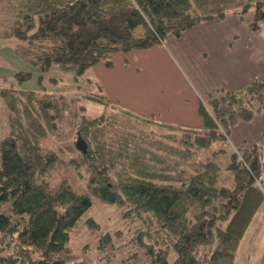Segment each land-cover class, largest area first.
I'll return each instance as SVG.
<instances>
[{"label": "trees", "instance_id": "trees-1", "mask_svg": "<svg viewBox=\"0 0 264 264\" xmlns=\"http://www.w3.org/2000/svg\"><path fill=\"white\" fill-rule=\"evenodd\" d=\"M253 8L257 29L264 0H0V36L15 37L41 69L56 64L78 77L100 61L113 65L115 52L161 45L206 20ZM10 87L0 89L11 110L0 141V264H234L264 199L256 185L264 145L234 151L227 166L200 154L264 110L263 78L211 98V109L201 98L203 129L166 124L105 94L89 97L106 106L105 114L89 116L75 94ZM69 103L80 113L78 136L88 142L87 152L76 148L68 161L87 167L84 192L68 179L51 181L49 171L63 158L42 143L60 134ZM93 196L119 204L128 225L141 220L122 260L110 251L121 230L101 234L97 262L87 256L89 246L76 252L69 245ZM86 222L102 228L93 216Z\"/></svg>", "mask_w": 264, "mask_h": 264}, {"label": "rangeland", "instance_id": "rangeland-1", "mask_svg": "<svg viewBox=\"0 0 264 264\" xmlns=\"http://www.w3.org/2000/svg\"><path fill=\"white\" fill-rule=\"evenodd\" d=\"M254 9L245 13H230L226 19L206 20L201 23V26L203 28H214L215 32L212 36L216 37L217 40L221 39L231 52L238 48L239 51L243 50L247 55L252 51L255 54L258 52L264 54V21L260 22L257 29L251 27L255 14ZM1 28L5 29L4 26H1ZM200 30L201 27L196 31L187 30L180 36L169 35L161 45L152 48L136 49L130 53L118 52L114 56L113 65L108 66L104 61H100L78 77L71 69H64L56 64L47 71L41 69L26 54V48L21 46L15 37L0 36V89L5 86V88L11 90L10 86L13 83L14 86L19 87L22 93L30 92L39 96H43L45 91L58 92L64 90L80 97L82 101L78 104V108L81 113H86L89 116L105 114L106 106L89 98H98L105 94L132 111L153 114L166 124L190 128L201 127L203 129V124L199 122L201 117L194 107V101L182 103L181 97L185 95L187 101H189L193 93H198L201 95L200 99L202 98L211 109L209 100L222 95V93L215 94L213 92L211 93L212 97H210L208 92L214 86L228 89L224 92L237 89L238 84L243 82L239 80L241 74H247L250 70L245 69L248 66H242L234 71L233 65L213 68L211 65H214L216 60L209 58V56L208 59H212V61L207 60L195 69L189 68L187 59L185 58L184 61L183 58L179 57L178 47L185 49V46L189 45L192 39L198 37ZM189 36L191 37L189 38ZM231 43L232 45H230ZM205 45L207 44L201 43L196 49L191 48L189 50L197 53V50L202 49ZM169 50L175 53L183 67L178 65L181 71L177 70L167 59L170 55ZM126 55L129 57L127 58ZM205 64L207 68L203 66ZM202 66L204 72H195ZM259 68L261 74L264 75V69ZM253 69V72H258L256 67L253 66ZM252 71L249 73H252ZM187 75L195 84V88H193L194 85L191 81L190 83L187 81ZM2 97L0 92V141L6 133L2 122H6L9 110ZM164 101L175 104L177 107L176 112L171 115H161L160 111L163 110L162 104H164ZM262 120L264 123V115L257 120L256 124L246 123L244 131L247 141L255 137L259 140L264 137V124L259 123ZM59 128H61L60 134L50 137L48 135L45 139H42L43 146L47 147L46 149L55 148L63 158V161L58 162L49 171V177L56 185L63 179H68L78 192H84L88 189L89 172L87 167L80 166V169H78L68 162L79 149L76 142L80 128V113L70 103L60 119ZM220 129L225 130L222 125ZM258 145L263 146L264 141H260ZM243 146V144L236 145L230 134L227 140H218L212 146L206 147L200 156L215 160L222 166H227L232 160L235 147L241 149ZM219 148H222L223 151H220ZM263 178L264 176L261 174L256 180V185L259 186L262 193L264 192ZM261 196H259V199ZM122 213L123 209L120 208L119 204L109 203L93 196V204L72 230L69 245L76 252H80L83 248L89 246V249L86 250L88 252L87 256H93L94 261L97 262L101 259L99 255L102 253L99 249L101 234L107 230H121L124 236H119L120 234L117 236L110 251L115 253L117 260L124 259L132 248L129 245L128 237L133 235L134 226H138V222L141 220L136 218L134 223L128 225V221L123 218ZM89 216H93L101 224L102 228L100 230L99 228L92 230L88 227L86 220ZM258 219L260 220L258 224L251 229L248 228L245 239L241 243L240 253V256L244 251L254 253L255 264H258L257 262L261 260L264 253V207H262ZM122 228L125 229V232ZM1 239L2 234L0 232V241ZM2 246H5V244L0 245V250ZM142 257L143 255L140 256L139 260H142ZM171 259L173 260L174 256Z\"/></svg>", "mask_w": 264, "mask_h": 264}, {"label": "crops", "instance_id": "crops-1", "mask_svg": "<svg viewBox=\"0 0 264 264\" xmlns=\"http://www.w3.org/2000/svg\"><path fill=\"white\" fill-rule=\"evenodd\" d=\"M222 19H226V18H222ZM199 27H201V30H200L197 38L192 39L189 42V45L185 46V49L178 47L179 57L183 58V60L185 58L187 59V65L189 68L195 69L199 65H201L202 63H205L207 60L212 61V59L216 60L214 65H211L213 68L218 67V66L233 65V69H234V71H236V69H240L242 66H248L245 69L252 71V70H254L253 66L256 67L258 72L252 71V73H249L250 71H248L247 74H241V78H239V80L243 81V82L239 83L236 88L247 84L249 81H251L255 78H263L264 79V77H263L264 75L261 74V71L259 68V67H261L264 69V54L263 53L258 52L255 54L252 51V53H249L247 55L243 50L239 51L238 48L235 51L231 52L228 47L226 48L225 43H223V41H221V39L217 40L216 37L212 36V34H214V32H215L214 28H203L201 26V24H199V25L191 28L190 30L196 31V29H198ZM193 33H195V32H193ZM190 37L191 36H189V38ZM201 43H206L207 45H205V47H203L202 49L197 50L198 51L197 53H195V51L191 52L189 50L191 48L196 49L197 46ZM230 45H232V43ZM130 52H132V51H130ZM130 52H127V53H130ZM169 52H170V55L167 57V59L173 64V66L177 70L181 71V69L178 68V65L181 66V64H180L179 60L177 59V57L175 56V53L172 50H169ZM116 53H118V52H115L112 54L113 60H114V56ZM208 56H209V58H212V59H208ZM126 57L128 58L129 56L126 55ZM127 58H126V61H127ZM177 61H178V64H177ZM203 66H205V68H207L206 64ZM203 66L195 72H198V71L204 72ZM187 78H188L187 81L190 83L191 79L188 77V75H187ZM192 84L194 85L193 88H195V84L193 82H192ZM224 90H228V89L219 88V87L214 86L208 93H209V96H212L211 93L215 92V94H219V93H223ZM200 97H201L200 94L193 93L191 98H189V101H187L186 96L183 95L181 97V101H182V103H185V102L190 103V102L194 101L195 110L198 112ZM113 100H115V99H113ZM162 105H163L162 106L163 110L160 111L161 115H163V114H170L171 115V114L176 112L177 107L175 104L167 103L166 101H164V104H162ZM198 115L201 117L199 112H198ZM262 115H264V110L262 112L256 114V116L250 121H240V122L236 123L235 125H233V127L231 128L230 134H231L232 138L234 139V143L238 146L240 144L244 145L243 148H241V149H239L238 147H235V149H234L235 151L240 152L243 149H246V148L251 147L255 144H258L260 141H262L264 139V137H262L259 140L257 137H255V138H252L251 140L247 141L248 139H247L246 133L244 131V128L247 125L246 123H255L256 124L257 120L260 119V117H262ZM199 122L201 124L204 123L202 117L199 120ZM259 123H261L262 125L264 124L263 120ZM250 125H253V124H250ZM240 127H242L241 130H240ZM261 157H262V161L264 162V149H263V153H262ZM263 176H264V173H263ZM263 180H264V178H263ZM262 207H264V199L261 202L258 210L256 211V214L254 215V217H253V219H252V221L248 227L249 229H251L252 227H254V225H256L260 222V220L258 219V215H259ZM245 236H246V233L244 234V236L240 242V245L238 247L234 264H255L256 263L255 262V255H254V253H252L250 251H244V252H242V254L240 256L241 248H242L241 243L245 239ZM257 263L258 264H264V253L261 257V260Z\"/></svg>", "mask_w": 264, "mask_h": 264}, {"label": "water", "instance_id": "water-1", "mask_svg": "<svg viewBox=\"0 0 264 264\" xmlns=\"http://www.w3.org/2000/svg\"><path fill=\"white\" fill-rule=\"evenodd\" d=\"M76 144H77V147H78L82 152H87V150H88V142H87V140L82 136V134H79Z\"/></svg>", "mask_w": 264, "mask_h": 264}]
</instances>
